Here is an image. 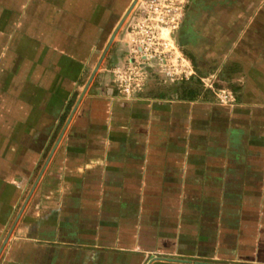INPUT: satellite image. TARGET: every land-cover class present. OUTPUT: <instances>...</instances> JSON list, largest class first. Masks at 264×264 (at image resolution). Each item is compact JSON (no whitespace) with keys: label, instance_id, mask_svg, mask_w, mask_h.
Returning a JSON list of instances; mask_svg holds the SVG:
<instances>
[{"label":"crops","instance_id":"crops-1","mask_svg":"<svg viewBox=\"0 0 264 264\" xmlns=\"http://www.w3.org/2000/svg\"><path fill=\"white\" fill-rule=\"evenodd\" d=\"M132 3L0 0V264H264V0L186 1L187 75L125 96Z\"/></svg>","mask_w":264,"mask_h":264},{"label":"rangeland","instance_id":"rangeland-1","mask_svg":"<svg viewBox=\"0 0 264 264\" xmlns=\"http://www.w3.org/2000/svg\"><path fill=\"white\" fill-rule=\"evenodd\" d=\"M140 1H142L140 7L136 8ZM150 1L136 0V4L130 11L132 3L122 19V27L126 25V28L123 31L122 41L118 49L111 52L109 56L106 54L105 57H100V59L98 57L96 60L97 62L100 61V64L106 63L108 65V70L105 72L108 77V85L115 86L116 90L124 93L125 96L132 95L136 90L150 89L151 82H147V78L150 76L154 83L157 82L156 91L160 93V89L167 90L177 80H181L185 77L184 75H187L186 70L177 71L176 69V66L180 64L182 65L180 68L185 67L187 69L186 63L188 61L176 40L175 31L180 27L181 22L175 23L178 26L174 29L167 25H160L158 31H160L162 39L159 38L160 34L157 33L158 38H153L149 27L153 30V27L157 26V20L155 19L157 14L152 13L151 19L147 20L150 12L148 13L146 4ZM177 1H183L184 3L188 0H174L173 4L178 3ZM183 9L186 10L185 7ZM174 13L175 11L172 10L171 14ZM131 14L132 17L129 20ZM170 24L172 25V23ZM90 74L91 72L86 73L83 84L88 80ZM137 83L140 84L139 87L136 86Z\"/></svg>","mask_w":264,"mask_h":264},{"label":"built area","instance_id":"built-area-1","mask_svg":"<svg viewBox=\"0 0 264 264\" xmlns=\"http://www.w3.org/2000/svg\"><path fill=\"white\" fill-rule=\"evenodd\" d=\"M174 0H151L147 5L148 13L150 12V16L148 17L147 20L151 19L152 13L157 14L155 16L157 20V26L153 27V30L151 27V34H153V38H158L156 36V33L159 35V38L162 39L160 31H158V27L160 29V25H167L168 27L171 28H177L179 21L181 22L183 15H184V3L186 1H177L178 3L173 4ZM176 8V10H174ZM181 9V10H180ZM175 11L174 14H171V11ZM179 12V13H178ZM159 13V14H158ZM172 23V25L170 24ZM171 25V26H170ZM134 64V62H133ZM136 86H140L139 83L136 84Z\"/></svg>","mask_w":264,"mask_h":264},{"label":"water","instance_id":"water-1","mask_svg":"<svg viewBox=\"0 0 264 264\" xmlns=\"http://www.w3.org/2000/svg\"><path fill=\"white\" fill-rule=\"evenodd\" d=\"M136 4V0L134 1L133 5L130 8V11L132 10V8L134 7V5ZM123 21H121V23L118 25L116 31L114 32V34L112 35L111 38V42L114 40V38L116 37L117 32L119 31V29L122 27ZM99 66H97L96 70L98 69ZM95 74V72L93 73V75ZM92 80V78L90 79V81ZM90 82L87 84L86 89L88 88Z\"/></svg>","mask_w":264,"mask_h":264},{"label":"trees","instance_id":"trees-1","mask_svg":"<svg viewBox=\"0 0 264 264\" xmlns=\"http://www.w3.org/2000/svg\"><path fill=\"white\" fill-rule=\"evenodd\" d=\"M187 92V91H186ZM184 99H187V96H184Z\"/></svg>","mask_w":264,"mask_h":264}]
</instances>
